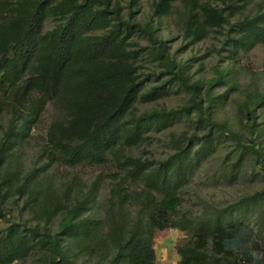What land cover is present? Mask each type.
Returning a JSON list of instances; mask_svg holds the SVG:
<instances>
[{
  "label": "trees",
  "instance_id": "1",
  "mask_svg": "<svg viewBox=\"0 0 264 264\" xmlns=\"http://www.w3.org/2000/svg\"><path fill=\"white\" fill-rule=\"evenodd\" d=\"M177 1L154 0L150 16L139 20L142 0H0V118L11 115L0 138V264H157L155 235L166 229L182 233L178 264H264V210L253 220L264 188L196 216L183 212L182 196L222 138L239 153L221 179L244 177L242 163L254 159L250 178L264 181V90L245 95L231 119L216 117L228 92L239 90L233 61L264 43V11L245 15L254 0H182L185 38L201 42L218 29L228 48L226 66L192 82L160 35ZM260 5L264 10V0ZM50 18L55 26L47 30ZM175 89L190 95L188 105L137 112L138 103ZM48 105L56 114L40 149L44 166L24 173L11 165L13 156ZM183 119L205 130L174 136L165 159L130 154L147 134ZM56 165L114 171L82 194L76 176L61 188L37 180ZM106 178L115 184L98 214L95 197ZM11 198L24 200L18 214L34 223L13 220Z\"/></svg>",
  "mask_w": 264,
  "mask_h": 264
},
{
  "label": "rangeland",
  "instance_id": "2",
  "mask_svg": "<svg viewBox=\"0 0 264 264\" xmlns=\"http://www.w3.org/2000/svg\"><path fill=\"white\" fill-rule=\"evenodd\" d=\"M154 0H142L141 14L138 15L140 20L142 17L150 16L151 4ZM205 2L206 0H201ZM261 1L254 2L246 9L245 15L253 16L261 10ZM123 6L127 4V0H120ZM185 9L184 1L176 2L171 15L161 20V37L170 41L171 51L177 61L187 64L188 71L192 76V82L197 80L207 81L215 76V70L218 66L224 67L227 64L228 48L223 45V36L220 30L212 29L209 31L205 40L197 43H191L190 39L185 38L181 32L182 22L181 13ZM55 26V20L50 18L46 22V29L50 30ZM142 44L146 42L142 41ZM236 67L232 83H237L239 90L228 92L227 98L222 101L217 109L216 117L220 120L231 119L235 111L244 101L245 95L249 93H261L264 90V43H258L248 52L242 53L233 61ZM146 68L154 67L151 63H145ZM227 89L226 86L217 88V93H223ZM190 95L183 90H174L172 93L153 102H140L136 105L137 112L150 111L163 108H178L189 104ZM55 111L51 105H48L39 118L38 123L32 130V136L25 146L13 156L12 166L19 165L22 172H29L31 169H40L44 166V159L41 157L40 149L44 145L48 127L55 118ZM11 115L7 114L1 117L3 124L0 125V138L4 132V123L10 119ZM260 122L264 121L261 115ZM205 129L200 128L195 119H183L181 121H173L168 124L164 130L154 131L147 134L145 140L137 147L130 149V154L142 160H161L168 157L172 150L169 149V142L175 136L185 133L199 131V135ZM238 150L235 142L229 138H222L209 156L202 162L201 167L189 179V182L183 187L182 196L185 198L183 212L187 215H202L206 210H212L215 207L223 208L242 198L254 194L256 191L264 188L262 177L257 175L255 180L250 178L252 167L255 165L254 159H247L242 163V171L244 177L237 180H224L221 175L225 171L237 163ZM39 171V170H38ZM112 166L103 167H79L72 169L66 166H53L46 172H41L37 180L43 184H54L58 188L69 186L68 182L73 181L76 176L84 187L82 194L87 192L89 186L98 181V177H104L106 172H112ZM247 175V176H245ZM115 182L111 178L101 181V187L95 197L94 212L102 210L101 203L110 198V190ZM77 188H74V191ZM73 191V193H74ZM254 210L253 220L260 219V213L264 210V199L257 203ZM7 207L14 210L17 215L24 207V200L18 202L14 198L8 200ZM93 211L86 213L91 214ZM61 215L53 218L51 226L53 229L57 227V221ZM263 217V216H262ZM13 220L21 221L22 219L32 222L28 213L22 212L18 216H14ZM255 223V222H254ZM182 233L179 229H166L159 231L155 235V249L157 253V264H178L179 256L175 248L181 242Z\"/></svg>",
  "mask_w": 264,
  "mask_h": 264
}]
</instances>
